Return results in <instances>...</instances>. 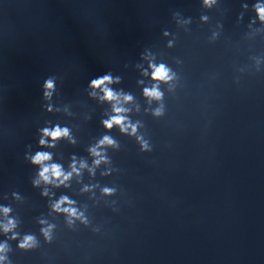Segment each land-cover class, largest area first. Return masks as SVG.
Listing matches in <instances>:
<instances>
[{"label": "clouds", "instance_id": "obj_1", "mask_svg": "<svg viewBox=\"0 0 264 264\" xmlns=\"http://www.w3.org/2000/svg\"><path fill=\"white\" fill-rule=\"evenodd\" d=\"M217 0H202V6L205 8H212L216 4ZM243 8H247V5H242ZM253 11L255 12V18L251 21L252 24L259 22L264 25V2L258 0L253 5ZM173 16L178 18V23L189 24L190 18L180 20V13L174 12ZM242 18V17H241ZM201 21L207 22L208 17L201 16ZM165 36L168 32L165 31ZM217 36V33H213V39ZM172 46V42L169 41V47ZM146 56V53L144 54ZM256 63L259 66L264 63V58H257ZM150 70V72H149ZM259 71V67L257 68ZM143 75L149 76L152 81L150 86H146L142 90L143 97L147 101L149 108L151 109V116L154 118H161L165 115L166 106L164 103L165 93L161 89V85H168L169 90L172 88V82L176 79V73L171 67L165 63H154L151 60L148 64V69L144 70ZM57 79L56 76H49L44 79L41 87L42 100L44 101L42 107L47 113H53V111L59 113L61 108L55 107L52 103L54 96L57 92ZM121 83L120 76H114L110 71L106 74L100 75L97 78L91 79L87 85L88 95L91 98L99 100L101 103H107L111 106V114L107 119L101 121L106 132H111L113 128H117L121 135L127 136L135 140L139 146L141 153H151L154 149V145L151 142L149 135L141 132V128L144 124L140 120L133 121L129 115L132 111L127 105L134 101V97L130 93H126L123 90H117L113 85ZM142 83V81H141ZM239 85V79L235 81ZM153 103L156 107L151 108ZM68 111L67 106L63 109ZM136 111H139V105L136 106ZM149 109H145L147 113ZM71 115V113H69ZM47 126L38 129L39 139L38 147L40 149H53L57 146L61 140H68L69 143L74 144L75 140L72 137L71 130L67 126H61L59 123L52 124L51 121L46 122ZM120 143L111 135L105 134L101 136L98 141L88 148V153L92 158L91 165L87 160H77L75 156L72 157L69 164V170H65L61 163L53 161V153L47 150H37L34 154L31 152V145L27 146L24 159L28 161L32 166L38 169L36 176L32 179L33 187H40L42 184L45 186L41 192L42 196H49V188H68L70 187V181L73 177H82L83 170H87L91 177L96 176V170L104 165L105 168L100 172L102 177H108L114 172L120 171L113 166V161L108 155V149L120 150ZM79 182V180H78ZM95 189H99L101 198L116 197L118 192L122 194V190L118 186L101 185L99 182L85 184L81 188V193H91L90 199L96 200ZM15 199H20L18 193L13 192ZM99 203V200H96ZM50 209L52 213L62 215L65 218V223L69 229L73 231L77 230V222L83 228H90L93 233H99V227H92V220L86 214L87 207L82 210L77 206V201L71 199L67 195H61L58 199L50 201ZM106 206L110 207L112 211L117 212V200L109 199L106 202ZM13 209L9 206L0 205V216L3 219L0 220V234L4 239L0 241V264H13L10 253L14 251L10 241L16 242V250L21 252H31L41 248V239L43 238L44 244H52L54 242L55 224L49 223L46 219H39V237L35 233H24L16 231L19 221L16 217L12 216Z\"/></svg>", "mask_w": 264, "mask_h": 264}]
</instances>
